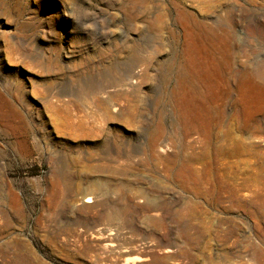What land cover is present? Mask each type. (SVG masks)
Instances as JSON below:
<instances>
[{
	"label": "rangeland",
	"instance_id": "obj_1",
	"mask_svg": "<svg viewBox=\"0 0 264 264\" xmlns=\"http://www.w3.org/2000/svg\"><path fill=\"white\" fill-rule=\"evenodd\" d=\"M259 63L264 0H0V264H264Z\"/></svg>",
	"mask_w": 264,
	"mask_h": 264
},
{
	"label": "bare ground",
	"instance_id": "obj_2",
	"mask_svg": "<svg viewBox=\"0 0 264 264\" xmlns=\"http://www.w3.org/2000/svg\"><path fill=\"white\" fill-rule=\"evenodd\" d=\"M262 67H263V65L261 63H259L253 69H249L248 71L245 72V77H246L245 80H246V82H248L252 85V88L253 87L259 88L261 85H264V75L262 74V71H261ZM240 128L242 131H244L246 133H250V132L253 133V132L257 131L258 125H257L256 120L249 119V117H248L246 121L242 122V124L240 125ZM248 147H249V145L246 142H244L241 144L240 150L247 152ZM81 200L82 201L80 203L78 202V204L81 206V208H84V207L88 208L90 206V204H92L94 202L93 198L91 196H88V194H86L85 198H83ZM145 258H147V257H145ZM144 261H146V260H144Z\"/></svg>",
	"mask_w": 264,
	"mask_h": 264
}]
</instances>
